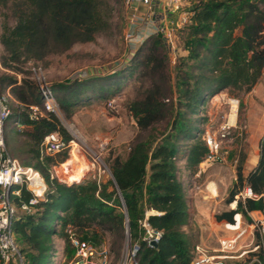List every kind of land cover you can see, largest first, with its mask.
I'll list each match as a JSON object with an SVG mask.
<instances>
[{"label": "trees", "instance_id": "obj_1", "mask_svg": "<svg viewBox=\"0 0 264 264\" xmlns=\"http://www.w3.org/2000/svg\"><path fill=\"white\" fill-rule=\"evenodd\" d=\"M191 8L194 14L188 24V57L194 63L178 74L175 99L171 96L174 89L169 51L161 34L147 38L125 66L108 74L51 84L60 108L70 117L91 97L88 93L110 98L116 92L113 82L135 76L140 84L128 107L139 129L148 131L133 140L125 158L108 156L113 175L107 181L82 177L67 182L54 174V166L69 157L67 146L56 154H46L41 145L53 131L60 132L66 143L74 136L57 113L45 110L32 66L77 41L92 40L104 27L101 0H0V42L4 47L0 63L5 68L0 74V95H5L8 88L13 95L9 99L11 112L4 120L5 143L23 164L38 169L47 183L45 197L32 205V211L20 210L13 221L23 264H59L55 236L70 241L68 228L90 242L83 233L91 231L93 237L110 233L115 253L111 264H118L128 239L126 208L131 243L140 244L138 263L132 260L130 264H190L198 243L185 228L191 222V209L179 176V160L185 159L187 168L196 172L209 153L203 125L211 98L224 90L249 91L262 77L264 0H199ZM32 105L45 110V114L34 115ZM165 120L170 121L169 127L159 130L156 125ZM19 123L26 127L20 129ZM243 169L241 158L237 180L226 202L249 184L258 196L246 198L247 208L263 209L264 135L257 164L247 175ZM32 196L30 189L21 186V194L13 198L21 204ZM238 209L247 215L242 200ZM235 212L227 208L216 217L233 220ZM144 220L161 232L157 245L144 239Z\"/></svg>", "mask_w": 264, "mask_h": 264}, {"label": "rangeland", "instance_id": "obj_2", "mask_svg": "<svg viewBox=\"0 0 264 264\" xmlns=\"http://www.w3.org/2000/svg\"><path fill=\"white\" fill-rule=\"evenodd\" d=\"M185 1H188L186 4L190 6L199 2ZM101 4L104 27L96 32L92 40L77 41L69 48L52 52L44 59L36 61V65L32 66V75L36 80L57 84L72 81L77 77L108 74L127 64L132 56L125 38L129 28V11L124 0H101ZM2 20L3 14H0V33ZM13 21L14 19H10V22ZM189 35V25L177 30V58H174V49L170 53L167 46L174 89L171 96L174 99L177 97L178 74L188 70L194 63V60L188 57ZM3 48L0 42V59ZM3 71L5 68L0 63V74ZM85 71L88 73L86 76ZM113 84L116 88L113 96L109 98L87 92L91 97L88 95L90 98L87 102L78 105L70 117L61 108L58 110L61 123L73 134L76 141L67 146L69 157L54 168V174L60 180L72 182L82 177H90L107 181L112 177L107 162L108 156L119 154L125 158L133 140L139 135L144 137L148 134V131L139 129L137 119L128 107L129 101L137 95L139 80L132 76ZM233 99L239 100L237 110L232 106ZM111 100L113 106L109 103ZM204 115L207 116V121L203 125L204 135L211 131L222 138L220 150L222 157L211 163H201L200 166H204L201 172L200 166L193 172L187 168L185 159L179 160V176L186 188L191 209V222L185 228L192 232L197 243L217 242L215 234L211 235L212 221L215 226L217 225L213 216L216 217L217 213L231 208L226 198L229 189L237 180V165L240 159L243 158L244 161L245 175L258 162L260 142L264 135V73L249 91L224 90L214 95ZM169 122L165 120L156 126L159 130H166ZM227 123L231 127L227 136L223 137L222 126ZM73 152L77 158L73 157ZM89 233L82 235H87L99 249L108 248L110 252L108 264L114 262L115 253L111 249L110 233L96 237L90 236ZM73 248L66 238L55 236L56 259L60 261L72 259L75 255ZM132 251L131 241L126 240L118 264L130 262ZM94 259L101 261L98 255Z\"/></svg>", "mask_w": 264, "mask_h": 264}, {"label": "built area", "instance_id": "obj_3", "mask_svg": "<svg viewBox=\"0 0 264 264\" xmlns=\"http://www.w3.org/2000/svg\"><path fill=\"white\" fill-rule=\"evenodd\" d=\"M129 11V28L125 34L129 46L130 55L153 34H161L170 53L174 49V58L178 53L176 48L177 30L192 23L194 10L188 1L185 0H124ZM131 57V56H130ZM87 71L84 72L86 76ZM46 111H54L58 115L60 104L54 88L50 83L40 82ZM13 95L8 88L5 95H0V261L2 264H23L24 256L17 242L13 229L14 218L20 210L32 211V205L45 197L47 183L43 174L33 167L26 165L13 156L7 149L4 135V120L11 112L9 99ZM232 106L237 110L239 100L233 99ZM110 105L113 106V100ZM34 115L38 112L45 114V110L32 105ZM233 108V109H234ZM32 114V115H33ZM20 129L25 128L24 124H18ZM230 124H224L221 135L227 136ZM209 146V153L202 163H211L221 158V137L215 132L207 131L205 135ZM75 139L66 143L58 131L46 135L42 142V152L56 154L66 146H69ZM57 165L54 166L56 168ZM21 186H26L33 193L29 202L18 204L13 198L14 194H21ZM249 184L236 194L230 201L231 208L236 209L233 220L223 219L219 221L222 225L221 232L217 238L216 245L198 243L194 249V256L190 264H264V208L249 210L245 204L247 197H257ZM244 202L245 210L238 209V202ZM146 228L144 239L154 245L153 240H159L161 232L152 228L148 221L144 220ZM70 242L75 248L74 256L70 260L61 261L59 264H108L110 252L108 248L99 249L97 245L89 240L82 239L73 229L68 228ZM148 234V235H147ZM128 240V239H127ZM131 241L128 240V242ZM133 247L131 261L136 263V254L140 244L131 243ZM101 261H96L95 256ZM130 261V262H131ZM127 262L125 264H130Z\"/></svg>", "mask_w": 264, "mask_h": 264}, {"label": "crops", "instance_id": "obj_4", "mask_svg": "<svg viewBox=\"0 0 264 264\" xmlns=\"http://www.w3.org/2000/svg\"><path fill=\"white\" fill-rule=\"evenodd\" d=\"M203 169H204V166L201 165L200 168H199V171L201 172V171H203ZM209 200H211V199H209ZM213 220L216 221V224L217 225L215 226L213 224V221H212V224H211V235H214L215 234V236L218 238V236H219V234L221 232L222 225L219 224V220L215 216H213ZM205 243H208V242H205ZM208 244H210V245H216L217 242H210Z\"/></svg>", "mask_w": 264, "mask_h": 264}, {"label": "water", "instance_id": "obj_5", "mask_svg": "<svg viewBox=\"0 0 264 264\" xmlns=\"http://www.w3.org/2000/svg\"><path fill=\"white\" fill-rule=\"evenodd\" d=\"M112 173V172H111ZM113 175V174H112ZM120 190V193H121V196L124 200V197L122 195V191L121 189L119 188ZM126 206V205H125ZM126 229H127V234H128V240H130V218H129V214H128V211H127V208H126ZM148 235V234H147ZM154 243V245H157L158 241L157 240H153L152 241Z\"/></svg>", "mask_w": 264, "mask_h": 264}, {"label": "bare ground", "instance_id": "obj_6", "mask_svg": "<svg viewBox=\"0 0 264 264\" xmlns=\"http://www.w3.org/2000/svg\"><path fill=\"white\" fill-rule=\"evenodd\" d=\"M73 157L74 158H77V155L76 154H74V152H73ZM79 158V157H78ZM74 160H76V159H74ZM80 160V159H79ZM80 162V161H79ZM216 188V187H215Z\"/></svg>", "mask_w": 264, "mask_h": 264}]
</instances>
